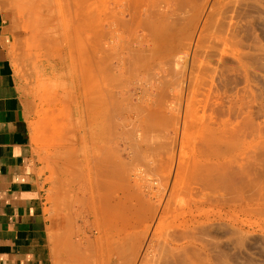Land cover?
I'll use <instances>...</instances> for the list:
<instances>
[{"label": "rangeland", "instance_id": "rangeland-1", "mask_svg": "<svg viewBox=\"0 0 264 264\" xmlns=\"http://www.w3.org/2000/svg\"><path fill=\"white\" fill-rule=\"evenodd\" d=\"M27 6L58 264H264V0Z\"/></svg>", "mask_w": 264, "mask_h": 264}, {"label": "crops", "instance_id": "crops-1", "mask_svg": "<svg viewBox=\"0 0 264 264\" xmlns=\"http://www.w3.org/2000/svg\"><path fill=\"white\" fill-rule=\"evenodd\" d=\"M30 1L0 0V264H58L50 182L36 144V105L12 53ZM63 257L68 264L67 253Z\"/></svg>", "mask_w": 264, "mask_h": 264}, {"label": "bare ground", "instance_id": "bare-ground-1", "mask_svg": "<svg viewBox=\"0 0 264 264\" xmlns=\"http://www.w3.org/2000/svg\"><path fill=\"white\" fill-rule=\"evenodd\" d=\"M139 1H140V0H139ZM129 2H130V1H129ZM122 3H123V2H122ZM122 6H123V4H122ZM148 7H149V6H148ZM127 8H128V7H127ZM132 8H133V7H132ZM138 8H139V7H138ZM116 9H117V7H116ZM134 11H135V10H134ZM120 12H121V11H120ZM154 13H155V12H154ZM135 14H136V13H135ZM153 16H154V15H153ZM144 17H145V16H144ZM147 17H148V16H147ZM152 18H153V17H152ZM180 19H181V18H180ZM144 21H145V20H144ZM146 21H147V20H146ZM151 22H152V21H151ZM134 24H135V23H134ZM146 25H147V24H146ZM150 25H151V24H150ZM144 26H145V25H144ZM158 34H159V33H158ZM75 38H76V37H75ZM69 42H70V40H69ZM71 42H72V41H71ZM71 48H72V46H71ZM116 48H117V47H116ZM57 50H58V49H57ZM72 50H73V48H72ZM135 53H136V52H135ZM82 58H83V57H82ZM146 58H147V56H146ZM83 59H84V58H83ZM84 67H86V66H84ZM80 68H81V67H80ZM82 69H83V68H82ZM85 69H86V68H85ZM87 70H88V69H87ZM87 70H86V71H87ZM82 72H83V71H82ZM88 73H89V72H88ZM83 75H84V74H83ZM87 75H88V74H87ZM84 76H85V75H84ZM85 78H87V76L84 77V80H85V83H86V79H85ZM95 78H96V77H95ZM87 79H88V78H87ZM90 80H91V78H90ZM90 80H89V81H90ZM87 81H88V80H87ZM92 85H93V84H92ZM87 86H88V85H87ZM93 86H94V85H93ZM89 87H90V86H89ZM87 90H88V89H87ZM90 92H91V91H90ZM90 92H89V93H90ZM92 96H93V95H92ZM113 109H114V108H113ZM141 111H142V110H141ZM111 113H112V112H111ZM113 113H114V112H113ZM142 114H143V113H142ZM151 115H152V114H151ZM112 116H113V114H112ZM139 116H140V115H139ZM212 118H213V117H212ZM212 121H213V120H212ZM130 122H131V121H130ZM134 122H135V121H134ZM145 123H146V122H145ZM120 125H121V124H120ZM140 125H141V124H140ZM147 125H148V124H147ZM127 127H128V126H127ZM147 132H148V131H147ZM237 135H238V133H237ZM145 136H146V135H145ZM236 140H237V138H236ZM224 144H225V143H224ZM257 152H258V151H257ZM117 158H118V157H117ZM109 159H110V158H109ZM249 159H251V158H249ZM110 161H111V160H110ZM120 161H121V160H120ZM249 161H250V160H249ZM249 161H248V162H249ZM256 161H257V160H256ZM114 162H115V161H114ZM245 162H246V161H245ZM250 162H251V161H250ZM261 162H262V161H261ZM261 162H260V163H261ZM256 163H257V162H256ZM114 164H115V163H114ZM123 164H124V163H123ZM241 165H242V164H241ZM250 165H251V164H250ZM254 165H255V164H254ZM260 165H261V164H260ZM263 165H264V164H263ZM200 166H201V165H200ZM245 166H246V165H244V167H245ZM255 166H256V165H255ZM255 166H254V167H255ZM257 166H258V165H257ZM115 167H116V166H115ZM195 167H197V166H195ZM202 167H203V166H202ZM244 167H243V169H244ZM100 168H101V167H100ZM190 168H191V167H190ZM252 168H253V166H251V169H252ZM257 168H258V167H257ZM192 169H193V168H192ZM192 169H191V171H192ZM243 169H242V170H243ZM101 170H102V168H101ZM197 170H198V169H197ZM237 170H238V169H237ZM240 170H241V169H240ZM260 170H261V169H260ZM102 171H103V170H102ZM121 171H122V170H121ZM193 171H194V169H193ZM193 171H192V172H193ZM233 171H234V170H233ZM248 171L250 172V170H247V169H246V172H248ZM251 171H252V170H251ZM254 171H256V170H254ZM117 172H118V171H117ZM237 172H239V171H237ZM241 172H242V171H241ZM244 172H245V171H244ZM244 172L242 173V175H244ZM249 172H248V173H249ZM99 173H100V172H99ZM207 173H208V172H207ZM222 173H223V172H222ZM248 173H247V174H248ZM253 173H254V172H253ZM253 173H252V174H253ZM255 173H257V171H256ZM189 174H190V173H189ZM191 174H192V173H191ZM195 174H196V173H195ZM232 174H233V173H232ZM249 174H250V173H249ZM257 174H258V173H257ZM257 174H256V175H257ZM205 175H206V174H205ZM225 175H226V174H225ZM254 175H255V174H254ZM260 175H261V173H260ZM219 176H221V175H219ZM250 176H251V174H250ZM190 177H191V176H190ZM207 177H209V176H207ZM217 177H218V176H217ZM223 177H224V175H223ZM227 177H228V176H227ZM251 177H252V176H251ZM105 178H107V177H105ZM108 178H109V177H108ZM199 178H201V177L199 176ZM221 178H222V177H221ZM221 178L218 177V179H221ZM229 178H230V177H228V179H229ZM231 178H232V177H231ZM194 179H195V178H194ZM209 179L211 180V178H209ZM215 179H216V178L213 177L211 181H214ZM218 179H217V181H218ZM228 179H227L226 181H229ZM255 179H256V178H255ZM255 179L251 178L248 184H249L250 186H251V185H256V184H258V183L255 182V181H256ZM258 179H260V178H258ZM115 180H116V179H115ZM190 180H191V179H190ZM222 180H223V179H222ZM105 181H106V180H105ZM107 181H108V180H107ZM112 181H113V180H112ZM192 181H193V180H192ZM215 181H216V180H215ZM220 181H221V180H220ZM220 181H219V182H220ZM223 181H224V180H223ZM113 182H114V181H113ZM180 182H181V181H180ZM231 182H232V181H231ZM245 182H246V181L244 180L243 183L245 184ZM100 183H101V182H100ZM103 183H104V182H103ZM106 183H107V182H106ZM208 183H209V181H208ZM208 183H207V184H208ZM221 183H222V182H221ZM228 183H229V182H228ZM181 184H182V182H181ZM231 184L233 185V183H230V185H231ZM248 184H247V185H248ZM101 185H102V184H101ZM224 185H226V187H227V186L230 187V185H228L226 182H225ZM232 185H231V186H232ZM235 185H236V184H235V182H234V186H232L233 189H236ZM237 185H238V184H237ZM178 186H179V185H178ZM216 186H217V185H216ZM256 186H257V185H256ZM262 186H263L262 189H264V185H262ZM217 187H218V186H217ZM253 187H255V186H253ZM175 188H176V187H175ZM246 188H247V187H246ZM256 188H258V186H257ZM112 189H113V188H112ZM178 189H179V188H178ZM204 189H205V188H204ZM258 189H259V191L261 190L260 187H259ZM104 190H105V189H104ZM107 190H108V189H107ZM109 190H110V189H109ZM238 190H239V189H238ZM252 190H253V189H252ZM198 191H199V190H198ZM239 191H240V190H239ZM239 191H237V192L239 193ZM257 191H258V190H257ZM142 192H143V191H142ZM139 193H140V192H139ZM243 193H244V192H243ZM243 193H242V194H243ZM260 193H264V192L261 190ZM110 194H111V193H110ZM142 194H143V193H142ZM242 194L239 193V195H242ZM137 195H138V194H137ZM204 195H205V193H204ZM239 195H238V196H239ZM103 196H104V195H103ZM139 196H141V195L139 194ZM243 196H244V195H243ZM107 197H108V196H107ZM239 197H241V196H239ZM104 198H105V197H104ZM104 198H103V199H104ZM107 199H109V198H107ZM126 199H127V198H126ZM126 199H125V200H126ZM141 199H142V198H141ZM109 200H110V199H109ZM136 200H137V198H136ZM102 201H103V200H102ZM144 201H145V199H144ZM144 201H143V202H144ZM109 202H110V201H109ZM119 202H120V201H119ZM145 202H146V201H145ZM110 203H111V202H110ZM147 203H148V202H147ZM117 204H118V203H117ZM128 204H129V203H128ZM137 204H138V202H137ZM105 205H106V204H105ZM122 205H124V203H123ZM130 205H131V204H130ZM130 205H129V206H130ZM139 205H140V204H139ZM148 205H149V204H148ZM140 206H141V205H140ZM117 207H118V206H117ZM138 207H139V206H138ZM97 208H98V207H97ZM127 209H128V208H127ZM139 209H140V207H139ZM119 210H120V209H119ZM141 210H142V208H141ZM143 210H144V209H143ZM136 211H137V210H136ZM128 212H129V211H128ZM139 212H141V211L138 210V214H139ZM144 212H145V211H144ZM131 214H132V212H131ZM105 221H106V220H104V222H105ZM108 224H109V223H108ZM105 226H106V225H105ZM128 246H129V245H128ZM102 263H103V262H102Z\"/></svg>", "mask_w": 264, "mask_h": 264}]
</instances>
